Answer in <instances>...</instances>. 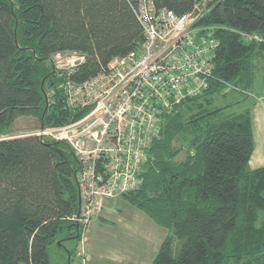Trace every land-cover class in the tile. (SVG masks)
<instances>
[{
    "label": "trees",
    "instance_id": "obj_1",
    "mask_svg": "<svg viewBox=\"0 0 264 264\" xmlns=\"http://www.w3.org/2000/svg\"><path fill=\"white\" fill-rule=\"evenodd\" d=\"M201 1L207 12L195 26L219 41L207 87L161 117L144 149L141 185L112 198L168 231L151 264H264V167L249 168L251 116L238 105L264 65V0H152L176 15ZM136 5L0 0V264H50L47 247L59 242L63 250L67 240L74 249L60 257L75 262L86 231L78 219L81 162L66 142L16 137L12 127L24 117L39 129L82 118L88 109L69 106L63 86L83 84L140 50ZM71 53L83 62L56 69L52 58ZM232 90L245 96L237 100Z\"/></svg>",
    "mask_w": 264,
    "mask_h": 264
},
{
    "label": "built area",
    "instance_id": "obj_2",
    "mask_svg": "<svg viewBox=\"0 0 264 264\" xmlns=\"http://www.w3.org/2000/svg\"><path fill=\"white\" fill-rule=\"evenodd\" d=\"M136 6L144 36L140 50L114 59L106 72L83 84L66 82L68 105L88 112L75 122L35 134L66 142L81 162L78 219L86 231L77 242L72 264L89 260L87 227L101 210L103 199L141 185L144 149L157 137L161 117L206 89L213 71L219 41L209 28L195 26L206 15V1L181 15L156 9L152 0H137ZM72 54L75 60L69 72L84 60ZM100 161L103 171L96 174Z\"/></svg>",
    "mask_w": 264,
    "mask_h": 264
},
{
    "label": "crops",
    "instance_id": "obj_3",
    "mask_svg": "<svg viewBox=\"0 0 264 264\" xmlns=\"http://www.w3.org/2000/svg\"><path fill=\"white\" fill-rule=\"evenodd\" d=\"M259 77L261 79L255 86L260 82L261 87H257L256 93L251 94V97H241L242 102L238 104L241 109H247L251 116L253 152L248 163L251 170L264 167V65L260 68ZM104 210L102 208L97 213L88 227L87 264H151L168 231L138 211V222L151 231L148 236L153 234L151 239H146V236L139 241L138 226L135 227L137 237H132L134 230L129 221H124L115 212ZM144 245L147 247L146 251H143ZM143 252L146 254H142Z\"/></svg>",
    "mask_w": 264,
    "mask_h": 264
},
{
    "label": "rangeland",
    "instance_id": "obj_4",
    "mask_svg": "<svg viewBox=\"0 0 264 264\" xmlns=\"http://www.w3.org/2000/svg\"><path fill=\"white\" fill-rule=\"evenodd\" d=\"M262 59L264 60V53H263ZM73 60H75V58L73 57L72 53L71 54H65V55H55L52 58V62H53V65L55 66V68L56 69L60 68L61 70L69 69L71 67L70 64ZM259 62H261L260 59H259ZM259 67H260V65H259ZM260 79H261V77H259V73H258V75L256 73L255 85H256L257 81H259ZM257 87H261L260 82L257 86H254L251 89L248 88L247 92H245V93L249 94V97H251L250 96L251 94L256 93ZM232 91H233V93H231V95L237 100H238V97L245 96V93L243 91H240V90H232ZM39 130L40 129L38 128V121L36 119L30 118V117H24V118L17 119V121L14 123V125L12 127V133L16 137H22L25 135H35L36 133H38ZM59 133L60 132L54 133V135L58 136ZM182 158H183V153H181L179 155V159H182ZM103 208L105 209L104 212H111V213L115 212L116 214H119L118 217H121L122 219H124V221H127V222L129 221L130 222L129 224L131 226H133V230H134L131 233L132 237H134V236L137 237L135 227L138 226L137 232H138V240L139 241L142 239L144 240V238H146V236H147L146 239H151V237L153 236V234L148 236V234L151 231H148V227L146 225L140 224V222H138V213L137 212L140 210L137 209L136 207H134L133 205H131L125 198H123V197H116V198H111V199L105 198V199H103ZM140 212L142 214H144L142 211H140ZM88 234H86V237L88 236ZM136 237H135V239H136ZM75 244H76V242L73 240L64 241L63 245L65 248L63 250L60 249L59 242H55V243L49 245L47 247L48 248L47 251H48L49 259L51 261L50 264H67V260L61 259L59 251L60 250L63 251L64 254H66L67 251H73ZM139 246H142V245H139ZM146 250H147V247H146V245H144L143 251H146ZM142 254L145 255L146 252H143ZM75 261H76V259H75Z\"/></svg>",
    "mask_w": 264,
    "mask_h": 264
},
{
    "label": "bare ground",
    "instance_id": "obj_5",
    "mask_svg": "<svg viewBox=\"0 0 264 264\" xmlns=\"http://www.w3.org/2000/svg\"><path fill=\"white\" fill-rule=\"evenodd\" d=\"M135 14H136V17H137V20H138V13H137V12H135Z\"/></svg>",
    "mask_w": 264,
    "mask_h": 264
},
{
    "label": "water",
    "instance_id": "obj_6",
    "mask_svg": "<svg viewBox=\"0 0 264 264\" xmlns=\"http://www.w3.org/2000/svg\"><path fill=\"white\" fill-rule=\"evenodd\" d=\"M43 127H41V129H42Z\"/></svg>",
    "mask_w": 264,
    "mask_h": 264
}]
</instances>
